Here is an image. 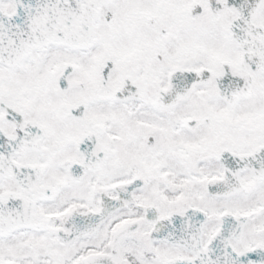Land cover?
I'll use <instances>...</instances> for the list:
<instances>
[{
    "label": "snow or ice",
    "instance_id": "1",
    "mask_svg": "<svg viewBox=\"0 0 264 264\" xmlns=\"http://www.w3.org/2000/svg\"><path fill=\"white\" fill-rule=\"evenodd\" d=\"M0 264H264V0H0Z\"/></svg>",
    "mask_w": 264,
    "mask_h": 264
}]
</instances>
